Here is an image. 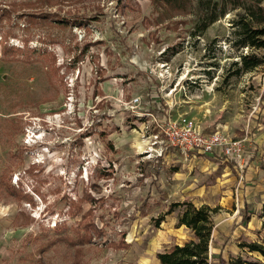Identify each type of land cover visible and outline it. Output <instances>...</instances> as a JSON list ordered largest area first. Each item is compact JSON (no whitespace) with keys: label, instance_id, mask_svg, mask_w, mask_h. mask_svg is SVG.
<instances>
[{"label":"rangeland","instance_id":"1","mask_svg":"<svg viewBox=\"0 0 264 264\" xmlns=\"http://www.w3.org/2000/svg\"><path fill=\"white\" fill-rule=\"evenodd\" d=\"M193 10L0 0V264H160L193 238L165 214L186 199L218 206L212 264H264L238 245L264 233V64H236L232 13L193 35ZM185 118L242 139L243 165L154 141Z\"/></svg>","mask_w":264,"mask_h":264},{"label":"trees","instance_id":"2","mask_svg":"<svg viewBox=\"0 0 264 264\" xmlns=\"http://www.w3.org/2000/svg\"><path fill=\"white\" fill-rule=\"evenodd\" d=\"M178 11H185L193 5L196 15V24L192 30L193 35L204 33L208 27L219 19L232 13L231 43L238 48H248L251 52H241L240 69L245 71L254 70L264 64V57L253 52L255 49H264V0H161ZM248 204V201L247 203ZM176 207L180 208L178 225H185L193 232V238L183 243H176L168 249L159 251L157 258L160 264H212L214 252L213 233L215 229L214 215L218 206L207 203L197 205L194 201L186 199L170 204L165 214L173 212ZM249 209V208H248ZM249 210H240L239 214L250 216ZM166 215L156 219L159 227ZM260 217L264 219V202ZM246 221V220H244ZM264 230V221L262 223ZM258 232L256 240L239 242L242 250L257 253L264 258V233ZM219 257L222 256L221 253ZM247 260L242 256L230 257L229 264H245ZM221 264H224L222 261Z\"/></svg>","mask_w":264,"mask_h":264},{"label":"built area","instance_id":"3","mask_svg":"<svg viewBox=\"0 0 264 264\" xmlns=\"http://www.w3.org/2000/svg\"><path fill=\"white\" fill-rule=\"evenodd\" d=\"M160 127L154 133V141L170 144L186 156L193 151L221 152L240 166L245 161L243 140L224 131L216 129L206 132L200 125L187 121V118L178 124L169 119L167 124Z\"/></svg>","mask_w":264,"mask_h":264},{"label":"crops","instance_id":"4","mask_svg":"<svg viewBox=\"0 0 264 264\" xmlns=\"http://www.w3.org/2000/svg\"><path fill=\"white\" fill-rule=\"evenodd\" d=\"M248 202H249V200H248Z\"/></svg>","mask_w":264,"mask_h":264}]
</instances>
